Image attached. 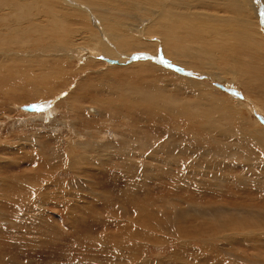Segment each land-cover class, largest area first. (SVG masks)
Masks as SVG:
<instances>
[{
	"label": "bare ground",
	"instance_id": "6f19581e",
	"mask_svg": "<svg viewBox=\"0 0 264 264\" xmlns=\"http://www.w3.org/2000/svg\"><path fill=\"white\" fill-rule=\"evenodd\" d=\"M260 25L264 27V0H0L1 105L21 100L20 95L29 102H18L16 108L41 104L66 92L62 103L72 112V130L79 133L74 144L56 136L52 143L37 144L34 149L43 158L41 165L47 167L42 173L31 170L35 178L25 172L21 178L0 182L28 187L40 202L48 195L41 187L51 189L53 196L61 197L53 202L57 206L78 196L99 202L102 196L93 190L86 173L95 176L91 171L99 172L101 162L117 171L124 167L131 181L135 174H142L141 191L154 184L156 192L149 190V195L169 210L146 207L149 203L138 195L127 199L128 203L131 200L127 210L133 206L139 210L133 215L115 208L126 219L119 222L123 224L118 228L119 241L109 238L116 259L122 258L119 249H130L139 256L131 255L128 262L159 264L152 261L156 253L149 258L148 246L161 244L155 235L165 233L173 236L165 241L168 246L177 247L169 252L172 264H188L180 262L188 253L195 255V263L264 264V208L242 199L228 203L220 198L234 192H219L218 205H180L188 204L183 198L191 196V187L199 197L209 193L208 169L219 170L220 164L234 169L236 157L251 165L256 162L251 159L256 150L264 159V131L249 129L239 112L229 107V90L219 92L220 86L215 84L237 82L245 94L264 106V96L260 97L264 94V30ZM75 52L89 56L78 72L66 64ZM98 55L102 61L92 59ZM161 56L187 75L162 65ZM111 58L118 59L116 64L110 61L117 66L103 61ZM193 73L205 76L196 82ZM61 74L69 76L63 85L55 83L64 76ZM51 79L55 84L49 83ZM200 84L212 86L205 90ZM16 88L19 92L11 96L8 92ZM50 109L55 112L54 106ZM113 120L117 125L109 129L116 139L108 142L105 135L109 130L99 137L94 122L98 127ZM147 129L165 140L156 147L154 142L148 144ZM156 162V166L151 164ZM256 164L264 166V160ZM41 165L37 168H43ZM171 166L177 168L176 175L171 174ZM60 167L70 170L71 180L52 177ZM158 178H167L170 189L163 188ZM213 180L242 184L240 178L238 183L236 178L230 182L225 174Z\"/></svg>",
	"mask_w": 264,
	"mask_h": 264
},
{
	"label": "rangeland",
	"instance_id": "374dc122",
	"mask_svg": "<svg viewBox=\"0 0 264 264\" xmlns=\"http://www.w3.org/2000/svg\"><path fill=\"white\" fill-rule=\"evenodd\" d=\"M261 28L263 27L260 25V29ZM87 44L88 43L83 45ZM74 55L75 56H70L71 58L66 61V64L74 72H78L80 70L82 61L89 58V56L87 54L80 55L76 52ZM101 57V55H98L96 58L93 57L92 59H94L95 61H99L100 59V61H102ZM43 58L44 57H41V59ZM111 59H107L109 62L106 60L103 61L105 62V64L108 63L107 65L110 64V61L112 64H116V62H118V59ZM153 61L158 60L153 58ZM159 62H161L165 67L170 68V70L176 71L181 74L185 73L184 75H187L188 73L185 70L174 68V66L165 61L163 57ZM110 66L117 65L110 64ZM193 74L198 77L197 79H195L196 82L201 81L202 76H205V74L200 73ZM63 75L61 74V76H63L64 78L59 77L60 80L62 79L61 81L59 80V78H55L57 79L55 83H62L63 85L66 79L69 77H67V74ZM225 79L228 80L229 78ZM54 80L51 79L49 83L55 84L53 82ZM203 81L206 80L203 79ZM227 82L228 81H226L225 83L219 82L220 84L218 82H215V84H218H216L217 87L220 86L218 88L219 92L225 93L227 89L229 90V100L227 101L229 107L232 108L233 111L239 112L241 118L243 117V119H245L243 121L245 124H247L249 129H261L262 131H264V106L253 99V97L245 94L243 90H241L242 88L240 87V89L237 86V82L232 84L230 82ZM200 85L204 87L205 90H210V87L212 86V84ZM18 92L19 89L16 88V90L9 91L8 93H11L10 95L14 96ZM43 94L44 92H41V96ZM65 95L66 92L59 94L53 98H48L49 100H44L43 102H41V104L26 103L25 105H20L22 109H20V107L16 108V106L20 104L18 102L28 101L29 99L24 98L21 95V100H16L17 102L12 103L7 101L8 103H5L6 105L8 104L7 106L1 105L0 101V177H2L0 178V180L6 178L9 181V179L14 176H20L18 178H21L22 176H25L26 173L27 175L32 173V176L35 178L37 175L32 172L34 170L42 173L44 171V167L47 166L41 165L43 158L41 156L39 157L34 149L37 147V144H49L58 137H62L64 142H71V144H74V142L76 143L79 138V133L73 131L71 128L72 123L70 117L72 116V112L68 108L64 107L62 103ZM263 96L264 94L260 95V97ZM53 106L55 112L51 113L50 108H52ZM252 107H254V109ZM256 108L257 110H255ZM95 123L98 122H94L93 130L95 132H99V137H103L106 130H109L110 132V129H114V127L117 125V122L115 120L108 121L107 124H103L98 127H95ZM251 123L253 124L252 128H250L252 125ZM256 124H262V126L259 125L257 127ZM106 126L108 127V129ZM101 128H103L104 130H96ZM109 132L106 133L107 135H105V139L108 142H114L116 137H114L111 132L109 134ZM143 134L144 132L142 133V135ZM55 136L56 138H54ZM145 138L148 139V144L154 142V147L158 146L159 143L165 140L163 138L161 139L160 135L157 132H153L148 129L145 130ZM185 142L190 143V141ZM71 144L70 149L74 150L75 146ZM114 153H111V155ZM34 154L37 155L33 156ZM88 155H92V157L95 156L92 152H89ZM107 156L108 155L102 154V157L107 158ZM252 156L254 158H251L250 156L248 158L255 159V164L252 163L251 165L248 164V166H246L245 160L238 159L236 156H233L236 157L235 160L237 163L234 169L233 167H229L228 165L222 166V164L219 165V170L215 167L213 168V170L208 169L209 173L206 174V184L207 186L208 184L210 185L207 188V190H209V193L199 192L200 194H203V196L199 197L196 195L198 192L194 191L190 186L191 196L183 198V200L187 201L188 204L180 203V205H185L184 207H186L187 205L200 206V204L208 205L212 203L214 205H218L219 196H217V194L219 192H234L235 194H223L220 198L228 203H233L238 201L239 199H242V201L253 205L255 208H264V201L262 199V197L264 198V166L256 164L257 161L262 164L264 159L262 154H260L258 150L254 151V154ZM160 157L161 159H165L163 156ZM183 158H186V156H183ZM115 161L118 163L119 159L115 158ZM151 164L156 166L158 162H156V164ZM38 165H41L43 168L38 169ZM106 165V163L101 162V164H99L98 166L100 168L99 172L96 169H93L91 173H97L95 176L86 173V177L92 180V183L94 185L92 186L93 190L98 191L103 197L99 198L101 199L99 200V202L91 199L89 201H85V199L83 200V198H80L81 196H78V199L76 198L77 201H75L76 199L72 197L71 199H67L69 201V204L62 202L61 205L59 204L57 206L53 202H56L57 200V202H59V200L61 201V197L58 196L59 199H57V195L56 197L53 196L52 193L54 194V192L51 189L41 187V190H43V192L45 191V193H48V195L45 200L40 202L37 201L33 197V195H31L30 189L28 187L25 186L21 189L18 186L19 183L9 182V184H4L0 182V264H136V261L134 259L132 262L131 260L129 262L127 261V259L131 255H133V257L139 256L136 251H131L130 249L128 251H123L122 249L118 248L119 255H121L122 258L118 257L117 259L114 257L116 253H114L113 255V252H111V239L109 238H112V240L116 239L114 241H119L120 236L117 235V233L119 232L118 228L122 227L123 225L120 223H122L123 221L126 222V219H121L120 216L115 213L114 209H123L124 211H126V215H133L136 210L139 211L137 207L133 206V210L127 209L130 208L131 200H134L135 195H138L141 199H145L147 203L150 204H145L146 207H161L165 210H169V206L166 204L163 205V203L159 202L156 198L149 195V190L156 192L155 187H153L154 184L148 185V191H141V189H144L142 188V185L143 182H145V180H141L142 174H135L133 176V180L131 181L129 176H127L126 174V168L121 167V170L117 171L113 165ZM120 165L122 166V164ZM176 170V167L171 166V174L176 175ZM27 171L30 173H28ZM211 171L212 174L210 173ZM48 174L51 173L48 172ZM221 174H225L230 182L231 180L236 178L235 183H238L237 178H240L242 184L237 186V184L234 185L232 183L218 184L216 182H213V179L220 176ZM136 175H139V177L137 178ZM149 176L151 177V175ZM52 177L64 181H69L72 179L71 172L66 167H60ZM158 180L163 183V185H161L163 186V188L170 189V187H168L169 180L167 178H165L164 181L159 178ZM21 181L28 180L22 179ZM121 193H124L125 196H122ZM128 198L131 199L129 203L127 202ZM72 199L73 201H71ZM82 200L84 201V203ZM177 204L178 202H175L174 205ZM72 206L74 209L72 208ZM68 207L69 209H67ZM165 212L167 211L162 212V214H164ZM112 213L114 215H112ZM156 232H158V230H156ZM105 234H107L108 236ZM157 234L158 235L155 236L162 243L148 246L149 258H151V254L156 253L153 256L152 261L157 263L159 262V264H172L169 256L175 250L172 249L175 246H168V243L166 242L172 240L173 236L171 234L169 235L165 233ZM99 235H101L100 238ZM175 248L177 249V247ZM197 248H199V246H195L194 249ZM194 252L196 251L194 250ZM213 255H216V253H213ZM186 257L187 258L185 259H181L182 261L180 260V262L188 264H213L211 262L208 263L207 261L195 263V255H191L189 253ZM109 259L111 260V262L109 261ZM146 259H144L143 261H145Z\"/></svg>",
	"mask_w": 264,
	"mask_h": 264
},
{
	"label": "water",
	"instance_id": "95a60500",
	"mask_svg": "<svg viewBox=\"0 0 264 264\" xmlns=\"http://www.w3.org/2000/svg\"><path fill=\"white\" fill-rule=\"evenodd\" d=\"M263 30H264V27H263Z\"/></svg>",
	"mask_w": 264,
	"mask_h": 264
}]
</instances>
